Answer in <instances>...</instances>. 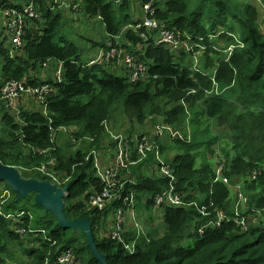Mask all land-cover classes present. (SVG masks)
<instances>
[{"label":"trees","instance_id":"16d2710c","mask_svg":"<svg viewBox=\"0 0 264 264\" xmlns=\"http://www.w3.org/2000/svg\"><path fill=\"white\" fill-rule=\"evenodd\" d=\"M69 1L72 6L77 3V8H61L54 0H18L16 4L15 0H0V9L33 3L41 13V19L32 18L33 24L26 26L21 54L11 57L3 39L0 41V98L2 83L12 79L28 88L45 83L55 88L45 95L46 112L26 110L21 114L22 123L9 115L0 119L5 123L0 125V162L17 167L24 178L49 180L37 170L43 164H49L56 174L65 173L70 178L64 185L69 192L65 213L71 220H92L98 248L109 264H264L262 227L243 230L236 223H225L208 226L200 234L207 217L196 206L165 207L163 233L145 226L150 240L141 237L136 251L129 253L119 242L98 235L96 226L107 217L106 212L88 211L77 201V197L88 199L102 189L91 152L97 150L110 159L115 156L118 144L111 137L110 146H106L110 132L105 123L116 132L111 117L124 107L131 120L142 124L136 129L130 123L128 131H120L129 141L135 161L139 159L137 143L147 125L149 131L164 117L180 131L182 138L160 139L158 144L162 153L171 151L167 162L175 172V188L186 202L208 206L211 196L217 208L231 213V186L244 182L251 207L264 214V19L260 20L261 7L256 0L244 2L243 7L242 0H154V13L145 9L151 0ZM147 18L162 21L174 34L180 32L183 40L199 42L203 38L202 44L207 46L201 57L203 67L209 72L218 67L216 80L221 92L214 91L209 76L192 72L184 47L158 44L152 30L137 28ZM91 21L94 25L87 26ZM100 26L105 42L97 40ZM113 49L116 57L107 59ZM126 54H131L136 64L149 65L150 77L129 81L130 75L122 67ZM58 66L60 82L56 79ZM187 111L193 113L197 125L190 139L183 128ZM78 143L75 151L73 144ZM219 164L224 165L222 175L229 178V185L213 183ZM153 165L154 153H149L131 167L130 179L122 188V194L134 190L138 204L145 200L148 208L155 207L153 196L170 185ZM255 169L258 177L249 180ZM0 184L11 191L0 204V264H45L50 253L55 257L69 249L80 257L79 264H101L83 231L61 227L53 213L35 203V193L18 200L5 181ZM117 206L114 202L108 209ZM22 211L18 223L6 218ZM17 226L27 236H22ZM31 229H44L46 236H33ZM126 237L133 241L135 233ZM28 242L35 245L28 246ZM18 250L22 252L20 261Z\"/></svg>","mask_w":264,"mask_h":264},{"label":"built area","instance_id":"2783aa9c","mask_svg":"<svg viewBox=\"0 0 264 264\" xmlns=\"http://www.w3.org/2000/svg\"><path fill=\"white\" fill-rule=\"evenodd\" d=\"M14 1V0H13ZM18 0H15V4ZM154 0L149 1L145 4V9L147 11L155 12L153 8ZM55 4L60 5L62 8H77L78 4L75 3L72 6V3L67 0H54ZM2 17V25L4 30V37L8 38L6 43V50L9 52L11 57L19 55L23 52V36L26 30V26L31 22V19H41V13L38 12L33 3H24L21 8L17 7H4L0 10ZM31 24H33L31 22ZM146 26L153 31L152 37L156 39L158 44L166 43L172 49H180L184 47L188 52L191 61L192 68L196 72L205 74L202 70L200 61L203 54V51L206 48L205 44H202L203 38H200L199 42H192L191 38L188 40L182 39V34H174L169 27L164 24L162 21L157 19L147 18L143 20V23L137 25V28ZM111 45V43H109ZM234 46L228 50H232ZM102 52L99 55V58L103 55ZM117 55V50H111L107 59H113ZM123 69H127L129 73V81L137 82L139 80H144L149 77V66L147 64L139 63L136 64L134 58L131 54L125 55V60H122ZM61 67L58 66L56 79L61 81ZM126 71V70H125ZM214 82V91L219 93L218 84L215 77H211ZM55 88H53L49 83L42 84L36 88L25 87V84L17 80L7 81L6 86L2 92V97L0 98L4 107L8 110L19 111L23 102L27 99H33L37 102L36 109L43 110L46 112V105L44 103L45 95L53 93ZM24 93L25 96H21ZM45 105V106H44ZM109 122L105 123V129L108 130L114 137V141L117 142L116 152H114L113 158L102 157L97 150L91 152V156L95 161V166L97 168V173H101L100 166L103 161L107 164L106 170L102 174V183L103 187L99 192L89 195L86 200L87 207L86 210H96L98 212H106L107 217L102 219L101 224H98L96 228L101 230V237H108L112 240H115L122 244L126 251L129 253H134L138 247V241L141 237H144L147 241L150 240L147 229L144 223L140 220L137 213V198L134 190L128 191L126 194H122V188L130 179L132 174L131 167L136 165L138 162L144 161L149 153H154L155 157V170L161 175L165 176L170 180V185L168 188L162 190L153 196L155 208L163 209L165 207H188L196 206L199 213L207 217V220L199 228V233L203 234L205 229L208 226H217L220 227L225 223H236L243 230H249L252 227H262L264 228V214L260 208L251 207L249 195L244 192V182H239L234 187L231 186L232 191L230 193L229 201L231 210L229 213L226 209L217 208L214 201L209 197V205L199 206L195 202H186L181 194L176 190L174 181H175V172L171 165L167 162V159L163 157L161 152V146L158 144V140L162 139H175L182 138L179 130L174 129L172 126L159 123L155 125L152 129V133L149 131H144L140 134V139L137 143V153L139 156L138 161L132 159L129 149V141L121 132H114L108 128ZM69 131V129H66ZM56 134V133H55ZM190 139V138H188ZM55 140V138H54ZM53 159V158H52ZM115 159V164L112 165L111 160ZM55 161V159H53ZM49 164H43L42 167L37 170L44 176L49 177V181L59 187L64 188V185L69 181V177L65 173L58 175L62 176V179H67L63 184L58 181V177H55L56 171L53 170ZM94 165V162H93ZM223 167L224 165H217L215 169V178L213 183L222 182L229 185L230 180L228 177L223 176ZM153 168V167H152ZM125 173V175H123ZM258 170L252 171V175L249 180H254L258 177ZM8 188V187H7ZM69 192L66 191L65 194ZM11 195L9 189H2L0 191V204H3ZM119 200L120 206H118L113 212L108 209V206L114 203L115 200ZM212 208V210H210ZM24 215V211L21 213H11L7 214L6 218L14 217L19 219ZM111 226L109 232L106 231L107 226ZM23 230V229H21ZM20 230L21 233H23ZM45 233V230H40ZM31 232L35 233L37 231L32 230ZM135 233V238L133 241H127V233ZM48 239V238H47ZM49 241H52L48 239ZM53 242V241H52ZM53 242V244H55ZM50 253L46 258L45 264H79L77 260L76 253L72 250H66L57 254L55 257L51 256Z\"/></svg>","mask_w":264,"mask_h":264},{"label":"water","instance_id":"95a60500","mask_svg":"<svg viewBox=\"0 0 264 264\" xmlns=\"http://www.w3.org/2000/svg\"><path fill=\"white\" fill-rule=\"evenodd\" d=\"M0 181L7 182L8 186L17 193L18 200L35 193L34 200L37 205L43 207L47 212L53 213L61 227L83 231L97 260L101 264H109L107 256L98 248L93 234L92 220L89 217L71 220L65 213V198L69 196L65 192L68 191V187H59L47 179L24 178L17 167L2 162H0Z\"/></svg>","mask_w":264,"mask_h":264},{"label":"rangeland","instance_id":"374dc122","mask_svg":"<svg viewBox=\"0 0 264 264\" xmlns=\"http://www.w3.org/2000/svg\"><path fill=\"white\" fill-rule=\"evenodd\" d=\"M67 1H69V0H67ZM250 0H242V3H241V6L243 7L244 6V2H249ZM62 8V7H61ZM77 17H80V15H79V13H78V15H77ZM93 21H91L87 26H89V27H92L93 25H94V23H92ZM1 25H2V17H1V12H0V27H1ZM102 26H100L99 28H98V34H97V40L99 41V40H101V41H106V38L104 39V36H105V34L103 33V32H101L102 30ZM261 30L264 32V23L262 24V26H261ZM102 33H103V35H102ZM0 41H1V36H0ZM98 58H99V56H98ZM125 69V68H124ZM125 70H127V69H125ZM217 70H218V67L214 70V71H212V72H209V74H210V76H214V75H216V73H217ZM1 75H2V60L0 59V78H1ZM6 84H7V82H4V83H2V92H3V90H4V87L6 86ZM235 90H237V89H235ZM21 96H25L24 95V93L21 95ZM231 97H232V99H233V101H235L234 100V98H236L237 96H236V93H234V94H232L231 95ZM179 103H181V102H178V104ZM182 103L184 104V99H182ZM175 105H177V102L175 103ZM123 108V110H119V111H115L114 113H113V115H112V117H111V119H112V121H111V123H112V125L114 126V128H115V130L117 131V132H120V131H128V129H129V127H130V123L131 124H133V125H135L134 127L137 129L138 127H140L142 124L141 123H139V121L137 120H135V121H133V120H131L130 118H132V117H130V115L128 116V114H126V112H125V108L124 107H122ZM3 113V111L1 110V108H0V115ZM189 115V114H188ZM187 115V116H188ZM191 115V114H190ZM188 117H190V116H188ZM192 115H191V118H188L187 119V117H186V127H185V129L187 130V135H188V138L191 136V135H193L194 134V132L197 130V125H195L194 123H193V121H191V119H192ZM110 119V120H111ZM151 119V117L149 118V119H147V120H145L144 122L145 123H149L150 120ZM163 119H164V117L162 118H159V120H157V121H155L154 122V124H157V123H166V124H168L167 122H165V119H164V121H163ZM190 121H191V123H190ZM0 125L3 127L4 125H5V123L4 122H0ZM169 125V124H168ZM172 125V124H171ZM108 128H109V130L111 131V125L109 124V126H108ZM183 128H184V125H183ZM145 129H148V125L144 128V130ZM19 133V132H18ZM150 133H152V129H150ZM72 135V134H71ZM111 134H110V136L106 139V141H105V144L107 145L108 143L110 144V140H111ZM57 145L59 146V145H61V144H59V143H57ZM73 145H76V146H74L73 148L75 149V151H77L78 149L76 148L78 145H80L79 143L78 144H73ZM87 146H89V144L88 145H81L80 146V148H85V147H87ZM79 148V149H80ZM168 152V153H167ZM171 153V151H165V154H164V152H163V157L165 158V159H167L166 157L168 156V154H170ZM102 157H104V153L102 154ZM210 158H212V159H214L213 158V156H210ZM56 163H57V161H55ZM155 168V165H153V170H155L154 169ZM156 171V170H155ZM55 177H58V181H60V182H66L67 181V179H62V176L61 175H56ZM7 183V182H6ZM63 183V184H64ZM87 199L86 198H83V197H77V201H78V203H80L81 205H82V203H83V205L85 206V207H87V205H86V201ZM22 204H23V202H22ZM30 206L32 207V208H34V206L32 205V204H30ZM149 213L147 214V216L148 217H151L152 215H153V213H155L156 211H154V210H152V211H148ZM9 219H12L13 220V222L14 223H18V222H20V219H15L14 220V217H9ZM143 219L145 220V221H147V219H146V217H143ZM142 220V219H141ZM144 220H142L143 222H144ZM146 224V223H145ZM147 226V225H146ZM111 226L109 225V226H107L106 227V231L107 232H109L110 230H111ZM16 230H18L19 232H20V230H21V228L19 227V226H17L16 227ZM44 230V229H43ZM22 232L24 231V230H21ZM30 231H32V230H30ZM163 231H164V229L162 230V233H163ZM21 233V232H20ZM24 233V235H22V236H27V233L25 234V231L23 232ZM22 233V234H23ZM40 232H35V233H33V232H31V234L33 235V236H38V234H39ZM45 236H46V231H45V233L44 232H42ZM78 233H80L79 231H78ZM161 233V234H162ZM77 234V233H76ZM98 235L101 237L102 236V232H101V230H99V232H98ZM28 244V246H34L35 244L34 243H30V242H28L27 243ZM21 255H22V252L20 251V250H18L17 251V254H16V256H17V258L19 259V261L21 260V259H23L22 257H21ZM77 257V260L78 261H80V257H78V256H76ZM25 260H26V262L28 263V258L27 257H25ZM46 261V260H45ZM12 263V261L11 262H9V264H11Z\"/></svg>","mask_w":264,"mask_h":264},{"label":"crops","instance_id":"0c3cea01","mask_svg":"<svg viewBox=\"0 0 264 264\" xmlns=\"http://www.w3.org/2000/svg\"><path fill=\"white\" fill-rule=\"evenodd\" d=\"M257 4L261 7V12H260V20L264 19V0H262V3H261V0H256ZM1 10V9H0ZM4 30H3V26L0 27V36H1V40L3 39V41L5 42V46H6V43L8 41V38L4 37ZM42 76V72L41 73H38ZM36 105H37V102H35L33 99H27L25 100V102H23L21 108L19 109V111H16V110H8L4 107L3 103L0 101V108L1 110L3 111V113L0 115V119L4 117V115H9L10 117L14 118L16 120L17 123H22V120H21V114L26 111V110H36ZM149 128V127H148ZM143 130V128H142ZM148 129H145L143 131H146ZM107 147L110 146V144L108 143L106 145ZM93 160V159H92ZM94 162V170H95V173H96V176L97 178L100 180V182H102V174L103 172L106 170L107 168V164L108 163H105L103 161V158H102V164L100 166V169L102 170L101 173H97V168L95 166V161L93 160ZM112 162V165L115 164V159H112L111 160ZM48 180V179H47ZM49 181V180H48ZM2 183V182H1ZM4 184V183H3ZM103 184V183H102ZM2 189V185L0 184V190ZM97 192V191H95ZM94 192H92L93 194ZM69 194V193H68ZM86 202V201H85ZM114 202H118V206H120V202L119 200H115ZM141 203L138 204L137 202V213L139 215V218L144 220L143 217H146L147 221L144 220V225L149 229V228H157L159 230V232L162 231V226H161V223L164 221V210L163 209H160V208H155V207H151V208H148L146 207L145 203L146 202L145 200L143 201H140ZM117 206V207H118ZM117 207L113 208V209H109L111 212H113ZM154 208V209H153ZM156 211L155 213H153V215L151 217H148L147 214L149 213L148 211ZM150 219V220H149ZM146 223V224H145Z\"/></svg>","mask_w":264,"mask_h":264},{"label":"clouds","instance_id":"9594fccd","mask_svg":"<svg viewBox=\"0 0 264 264\" xmlns=\"http://www.w3.org/2000/svg\"><path fill=\"white\" fill-rule=\"evenodd\" d=\"M212 38V37H211ZM207 49V46H206V48H205V50ZM204 50V51H205ZM203 51V52H204ZM189 58V60H190V63H191V66H192V61H191V58H190V56L188 57ZM200 64H201V67H202V70L205 72V74L204 75H207V76H209L210 77V79H211V81L213 82V80H212V78L211 77H215V79H216V75H214V76H210V74H209V72H208V70H206V69H204V67H203V62H202V60L200 61ZM149 66V65H148ZM192 68V67H191ZM192 72L193 73H199V74H203V73H200V72H196V71H194L193 70V68H192ZM149 77H150V74H149ZM148 77V78H149ZM158 76L157 75H155L154 76V78H157ZM147 79V78H146ZM146 79H144V80H146ZM216 82H217V80H216ZM217 84H218V82H217ZM213 86L215 87V85H214V82H213ZM218 87H219V84H218ZM219 90L221 91V89L219 88ZM192 92H195V91H192ZM187 113L189 114H187L188 116H190V117H188L187 116V119L188 118H191V115L193 116V113H190V111H187ZM191 114V115H190ZM186 120V119H185ZM193 120V117H192V119H191V121ZM187 121V120H186ZM186 121H185V123H184V129H185V127H186ZM191 121H190V123H191ZM163 124H166V123H163ZM166 125H168V124H166ZM169 126H171V125H169ZM185 134H187V130L185 129ZM192 136V135H191ZM191 136L189 137V138H191ZM161 146V145H160ZM162 149V148H161ZM255 170H257V169H255ZM254 171V170H253ZM245 192V191H244ZM248 195V194H247ZM251 204V203H250ZM31 230H35V229H31ZM41 230H43V229H41ZM35 231H38V232H40V233H42L40 230H35Z\"/></svg>","mask_w":264,"mask_h":264}]
</instances>
